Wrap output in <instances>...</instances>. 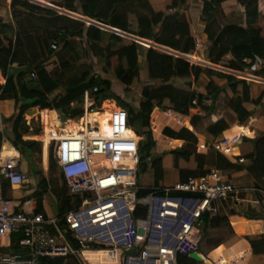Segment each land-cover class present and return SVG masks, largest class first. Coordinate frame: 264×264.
I'll return each mask as SVG.
<instances>
[{
  "label": "trees",
  "instance_id": "1",
  "mask_svg": "<svg viewBox=\"0 0 264 264\" xmlns=\"http://www.w3.org/2000/svg\"><path fill=\"white\" fill-rule=\"evenodd\" d=\"M61 1L68 12L150 43L152 46L143 47L130 38H121L93 25H85L63 16L62 19L66 20L65 26L48 35L49 40H55L60 45L59 53L67 50L73 57H76L69 42L79 39L83 41L92 58L96 59L98 64L103 63L102 74L112 77L119 86L128 90L134 81L139 80L142 73L145 75V83L140 87L137 105L132 107L116 96L110 80L104 79L98 74H92L89 70L78 77L65 78L63 73L69 68V65L62 60L59 68L50 73L41 67L34 68L36 71L35 81L41 93H33L28 91L24 85L27 71L10 70V66L17 57L15 48L10 42L0 40V102L10 100L14 103V115L2 121L4 124L11 125L10 140L12 144L19 146L17 148L19 154L33 161L34 156H41V150L44 148L55 162L53 146L44 147L41 142L23 141V136L28 134V128L23 125V116L35 108L79 116L82 112L81 109L78 107L70 110V105L81 104L84 92L96 89L93 98L97 103L105 100L114 101L128 114L129 126L141 139L138 143L139 166L147 160L150 161V168L155 170L154 187H158V183L162 179V166L166 167L171 164L172 172L175 171L179 177L176 183L183 182L189 177H199L205 174L208 171L205 168V154L209 146L194 147L197 144L199 133L193 134L186 129H181L178 132L165 129L163 130L164 136L182 141L186 146L158 157L152 156L155 149V142L149 129V116L152 111L155 108L169 109L188 117L189 125L194 130L205 117L213 114L215 109L210 111L211 98L215 93L218 92L219 95L222 92V87L215 86L210 81L205 86V96L198 95L193 90L194 84L202 76L223 80L232 97L227 101L221 118L210 124L204 131V135L214 142L225 131L233 127L240 129L235 126L244 124L250 117V113L244 106L246 104L260 106L264 92L256 99L251 100L249 87L245 81L191 65L183 58L193 53L195 44L190 26L184 17L185 10L191 0ZM260 2L264 3V0H201V20L204 23L207 59L210 64L216 66L223 64L229 57L230 60L226 62V67L223 66L224 64L222 66L231 71L245 73L256 64L264 62V17L258 10ZM18 6L30 15H43L50 18L57 16L54 11L27 1H11L10 9ZM220 16H224L228 20L223 26ZM128 17L134 18L133 27H131ZM49 45L47 43L40 44L42 48L47 49V53L52 55L54 52L51 51ZM112 46L116 47L115 50L112 49ZM161 49L168 50L170 53ZM243 59H247L249 65L242 64ZM112 60L115 61V65L110 73ZM253 76L264 80V69L253 73ZM58 88H62L64 92L62 97L55 102H48L47 96ZM108 106L111 107L109 104ZM253 126L261 132V137L254 140L245 139L240 144L239 153L244 164H232L210 148L215 153L212 165L224 176L229 173L237 174L245 171L252 181V187L264 188V115ZM32 133L36 136L39 129L33 127ZM27 139L33 138L27 137ZM243 143L250 145L247 152L241 150ZM182 164L184 167L180 168ZM43 182L44 187L38 186L39 191L34 194V197L41 196L44 191L46 192L45 179ZM1 184L3 197L9 199V186L6 182H1ZM62 185L65 188L64 182ZM148 193L149 190L145 189L140 191L137 197H144ZM41 211L37 204L36 214L42 215ZM138 215H143V213L137 211L133 217L137 218ZM247 218L253 220L256 217L249 215ZM201 220L207 224L208 227L205 228L217 227L226 222L224 218L219 219L217 216L210 218L207 215L203 216ZM203 236L205 237V233ZM20 240V235H12L9 247L2 251H7L8 254L21 253L18 246ZM235 240L236 238L226 243L225 246L229 247ZM249 246L253 256L264 257V238L250 240ZM176 260L177 264H196L188 258V255L177 254ZM68 263L78 264L69 259H41L39 261V264Z\"/></svg>",
  "mask_w": 264,
  "mask_h": 264
},
{
  "label": "built area",
  "instance_id": "2",
  "mask_svg": "<svg viewBox=\"0 0 264 264\" xmlns=\"http://www.w3.org/2000/svg\"><path fill=\"white\" fill-rule=\"evenodd\" d=\"M258 10L264 17L263 2ZM194 43L193 53L183 58L191 65L222 73L223 64L203 65L195 57L200 43L196 38ZM49 47L51 51L58 50L56 42ZM241 63L249 65L247 59ZM30 78L35 81L36 74L31 73ZM95 92L96 89L84 92L81 104L70 105V110L80 106L79 116L64 114L65 120L61 121L58 113L49 111L54 113L57 125L41 127L46 119L43 113L47 111L38 108L32 115L23 116L29 133L33 132L34 123L39 125L38 135L29 141L54 147L60 177L67 192L77 198L66 213L45 218L36 214L34 201L29 197L20 200L3 197L1 182H6L10 190L19 191H29V185L17 148L9 146L16 156H3L1 147L0 249L12 235H20L21 253L0 257V264H39L41 259L89 264L84 252L104 253L102 264H177L180 245L189 240L203 216L218 215L219 203H236L243 195L252 194L261 199L257 204L264 213V188L238 186L227 181L217 169L166 187H152L146 196L137 197L145 190L136 185L141 139L129 126L128 114L113 101L97 103L93 98ZM105 103L111 107L105 108ZM161 116L168 126L185 129L184 118L188 117L169 109L162 111ZM149 121L151 130L156 125ZM3 132L4 126L0 124L1 136ZM245 138L240 133L231 140L220 139L210 147L230 163L242 165L244 160L235 152ZM5 142L2 138L1 143ZM137 211L143 215L134 218ZM130 251L135 253L128 254Z\"/></svg>",
  "mask_w": 264,
  "mask_h": 264
},
{
  "label": "crops",
  "instance_id": "3",
  "mask_svg": "<svg viewBox=\"0 0 264 264\" xmlns=\"http://www.w3.org/2000/svg\"><path fill=\"white\" fill-rule=\"evenodd\" d=\"M11 1L12 0H0V40L4 42H10L13 45V48H15L14 51L17 52L16 60L10 66V70L13 69L27 71V77L25 79L26 81L28 79L31 80V73H36V71H34V68L41 67L47 73H50L54 69H58L59 66L62 64V60H67H64L62 58V55L58 56L59 54L57 53L60 45L55 40H49L48 35L57 29H61L62 26H65L66 20L65 18L62 19L63 16L71 20L79 21V19L75 18L79 15L66 11L64 6L62 5L61 0H22L27 1L33 5H38L39 7H44L54 11L57 16L53 18L45 17L43 15H30L20 6L14 9H10ZM222 13L224 15L223 8ZM184 17L190 26L193 38L198 39L200 43L199 49L194 52L195 57L203 65H208L209 61L207 59V41L206 36L204 35V23L201 20V0H191L190 5L185 10ZM223 25L224 23L222 24V26ZM60 34H62V32H60ZM52 42H56L58 44V50L53 51L54 53L50 55L49 53H47V49L42 48L40 44L43 45V43H47L48 45ZM227 59L230 60L229 57ZM226 62L224 61L223 63V66L225 67ZM205 67L206 66H202V68ZM225 67H223L224 71H222V74L231 75L236 78L240 77L241 80L246 82L248 87H251L252 84L254 85L253 88H249V91L251 90V100L256 99L261 93L264 92V80L253 76V73L264 69V62L256 64L254 67H252L251 72L248 71L245 73L231 71ZM215 72L221 73L220 71ZM202 77L199 80H201ZM203 80L206 82V84L210 82V80H208L207 78H203ZM196 83L193 86V90L195 92ZM213 83L216 86V83L214 81ZM217 86L223 88L222 92L216 98V105L214 106L215 110L211 116L205 117L201 121L200 125L194 130L190 127L188 118H184L186 121L184 128L193 134L199 133L197 135V144L194 147L206 145L210 147L212 143L220 139L226 138L231 140L236 135L245 132H248L247 135L244 134L246 137L245 139L254 140L261 137V135H257L259 134L257 131H253L251 128L264 115V98L262 99L260 106L255 107L251 104H246L244 106L246 110L250 113V117L244 124L235 126L240 129H234L233 127L232 129L222 133V135L214 142L209 139L206 135H204L205 129L210 124L216 122L218 119L221 118L225 110L227 101L232 97L230 90L227 88V86H225V81L222 80V82H219ZM63 94L64 92L62 88H58L47 96V100L48 102H55L60 97H62ZM221 99L223 100L222 102L224 105V110L218 109V103L221 101ZM31 111L27 113L32 115L34 109H32ZM43 111H47V113H43V119H46L45 122L41 124V127L56 125V123L52 119L54 118V113H49V111L54 110L46 109ZM162 111L165 110L155 108L149 116V119L153 121V124L158 126L150 130L152 138L155 142V149L153 151H156L157 155L165 154L169 151L181 149L186 146V144L182 141L173 140L163 135V130L165 129L171 130L173 132H178L181 129L175 126L173 127L172 125L168 126L165 123V119H163V117L161 116ZM55 112L58 113V111ZM13 115V101L8 100L0 102V124L4 126L3 136L0 135V150L1 147L9 148V146L12 145L9 134L11 125L4 124L2 120L9 119ZM49 116L51 119L49 118ZM104 116H106V114ZM35 125L36 124L34 123V126ZM36 126L39 125L37 124ZM23 137L27 139V137L35 136L33 135V133L28 132V134ZM2 138L6 140L5 143H1ZM194 147H192V149H194ZM235 154L240 155L238 148ZM213 156L214 157L212 161H208L206 153V163H213L215 159V153ZM183 167L184 165L182 164L180 168ZM165 168L171 170V164L167 165ZM205 168L207 170L216 169L213 165H206ZM58 176L59 178H61L60 174H58ZM224 177L227 181L236 185H238V183L235 182H241L243 184L238 186L245 188L252 187V181L247 176L245 171H242L237 174L229 173ZM60 180L63 183V180ZM178 180L179 177L174 171L168 179V185L174 184L178 182ZM34 194L35 193L32 192L30 187L29 191L10 190L9 199L20 200L29 197L33 200ZM260 200L261 199L255 195L246 194L241 197L239 202L231 203V201H226L219 203L217 218L226 219L225 224L223 223L217 227L213 226L212 228H205L207 224H204L202 220H200L195 230L191 233L189 240L186 243L180 245L178 253L181 252L183 255L188 256L192 253H196L198 257L202 260L201 262L194 261L196 264H264V257L253 256L249 246L250 240L264 238V213H262L261 207L257 204ZM71 208L72 207L70 206L68 210H70ZM249 215H252L256 218L253 220L248 219L247 217ZM204 233L205 237L203 236ZM234 238H236L234 243L231 244L229 247H226L225 244L229 243ZM9 244L10 240L5 241L3 248L0 249V252L2 250H6L9 247Z\"/></svg>",
  "mask_w": 264,
  "mask_h": 264
},
{
  "label": "rangeland",
  "instance_id": "4",
  "mask_svg": "<svg viewBox=\"0 0 264 264\" xmlns=\"http://www.w3.org/2000/svg\"><path fill=\"white\" fill-rule=\"evenodd\" d=\"M221 19L220 21L222 24L227 23V19L223 16H220ZM81 21V20H79ZM128 21L131 24V27L134 26L135 20L133 17H128ZM85 25H88L87 23L81 21ZM97 27V26H95ZM98 29H102L97 27ZM109 33V32H108ZM121 38H126L121 35H117ZM141 45V44H140ZM69 46L73 51V54L76 55V57H73L72 54L69 51H62V53H59L62 55V58L64 60H67L66 62L69 65V68L64 71V77L65 78H73V77H78L85 71L89 70L91 71L92 74H98L104 79H108L112 83L113 90L115 91L116 96L121 98L124 103L129 104L132 107H135L138 103L139 100V90L140 87L145 83V75L144 73L141 74L139 80L134 81L131 87L128 90H125L123 87L119 86L116 82L113 81V78L110 76H106L102 74V67L103 63H97V60L92 58L90 52L86 49L85 45L83 44V41L79 39H73L69 42ZM143 47H148L147 45H141ZM101 47H104L101 45ZM115 46H112V49L115 50ZM115 65V61L112 60L111 62V68H110V73L112 72V67ZM251 72V70H250ZM203 78H207L210 81H214L216 83V86L219 84V82H222V80H218L216 78H208L206 76H203L201 80L197 81L195 85V90L198 95H203L205 96V86L206 82L203 80ZM236 79L241 80L240 77H237ZM218 82V83H217ZM254 85L252 84L251 87L253 88ZM223 88V87H222ZM251 91V90H250ZM219 96V95H218ZM111 101V100H109ZM223 100L218 103V109H223L224 110V105H223ZM114 102V101H113ZM116 106V102H114ZM216 105V102L215 104ZM104 107H109L108 103L104 104ZM119 107V106H118ZM80 108V106H79ZM125 111V110H124ZM126 112V111H125ZM32 113V111H31ZM37 125V124H36ZM34 126L37 128V126ZM156 127H158L156 125ZM253 131H257L261 135V132L256 130L254 126L251 128ZM245 135L248 134V132L244 133ZM38 135V133H37ZM33 138V137H32ZM29 141V140H26ZM211 147L208 148L207 150V159L208 161H212L213 159V151L210 149ZM250 149L249 143H243L241 150L243 152H247ZM43 150V151H42ZM41 150V156H34L33 161H31L29 158L25 156H21V169L26 171L28 173V185L30 189L32 190L33 193H37L39 191V182L43 181L45 179L46 181V192L40 196H35L33 197V200L35 204L39 205L41 208V214L45 216L46 218H56L64 213H66L69 209V207H72V204L77 201V198L74 196H71L67 190L66 186L62 185V182L58 176L59 174V168L57 165V162H53L51 159V156L46 153V150L42 148ZM157 155L156 151L152 152L153 157H158L161 156ZM139 159V157H138ZM148 161V160H147ZM145 161V162H147ZM207 166H211L212 163H206ZM162 169V179L158 183V187H166L168 186V179L172 174V170L166 169L164 166L161 167ZM43 178V179H42ZM238 183V185H243L241 182H235ZM136 185L139 188L142 189H150L154 187L155 185V170L150 168V164L147 165V168L144 172H142L141 167L139 166L138 172L136 174ZM164 185V186H161ZM182 251V250H181ZM100 253V252H99ZM97 252H84L88 257L91 259L93 258V262H89L90 264H102L105 260V254H99ZM179 255H183L181 252L178 253ZM7 255V251H1L0 252V257ZM69 264V263H68Z\"/></svg>",
  "mask_w": 264,
  "mask_h": 264
},
{
  "label": "water",
  "instance_id": "5",
  "mask_svg": "<svg viewBox=\"0 0 264 264\" xmlns=\"http://www.w3.org/2000/svg\"><path fill=\"white\" fill-rule=\"evenodd\" d=\"M75 18H77V19H79V20L87 23L88 25H93V26H97L99 28H102L101 30H103L105 32H109V33H112V34H115V35H121V36H124L126 38H130V39L134 40L136 43L141 44V45H147L148 47L149 46H152V44H150V43H147L145 41L138 40L136 38L130 37V36L126 35V34H123V33L119 32V31L115 30V29H111V28H108V27H103L102 25H99V24H97V23H95L93 21L87 20V19H85V18H83L81 16H78V17H75ZM161 50L170 53L168 50H165V49H161ZM25 88L28 91L33 92V93H41V90L38 87L37 83L35 81L29 80V79L25 81ZM217 95H218V92L215 93L212 96V98H211L212 104H211V107H210V111H212L213 108H214V102H215V99H216V96ZM58 114L60 115L61 121H64L65 120V115L61 111H58ZM12 146H14L15 148H19V146H16L15 144H12ZM149 164H150V161L149 160L147 162H145V163L140 164V167H141L142 172H144L146 170L147 165H149ZM43 183H44L43 181H40L39 182L40 188H43L44 187V184ZM138 233L141 234V231H138ZM93 248H95V247H93ZM134 253H135V251L128 252V254H131V255H133ZM188 257H189L190 260L195 261V262H201L202 261L198 257V255L196 253H192Z\"/></svg>",
  "mask_w": 264,
  "mask_h": 264
},
{
  "label": "bare ground",
  "instance_id": "6",
  "mask_svg": "<svg viewBox=\"0 0 264 264\" xmlns=\"http://www.w3.org/2000/svg\"><path fill=\"white\" fill-rule=\"evenodd\" d=\"M52 119L55 120V116H54V118H52ZM55 123H56V122H55ZM56 125H57V124H56ZM2 155H3V156H16V153H15L13 150L4 147V149H3V151H2ZM99 254H103V255H104V253H102V252H100ZM83 256H84V257L86 258V260L89 261V262H93V261H94L93 258L91 259V258L88 257L86 254H84Z\"/></svg>",
  "mask_w": 264,
  "mask_h": 264
}]
</instances>
